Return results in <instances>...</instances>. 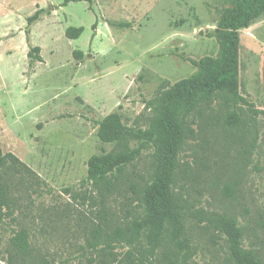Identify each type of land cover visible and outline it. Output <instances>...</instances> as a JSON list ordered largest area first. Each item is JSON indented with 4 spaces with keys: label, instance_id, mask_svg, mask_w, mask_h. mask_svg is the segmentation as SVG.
Instances as JSON below:
<instances>
[{
    "label": "rangeland",
    "instance_id": "1",
    "mask_svg": "<svg viewBox=\"0 0 264 264\" xmlns=\"http://www.w3.org/2000/svg\"><path fill=\"white\" fill-rule=\"evenodd\" d=\"M64 1L0 0V149L30 169L0 171L12 203L0 222V264H117L125 256L128 247L107 253L88 241L98 226L112 231L141 216L138 186L150 180L154 148L127 166L128 178L102 199L86 183L90 158L114 149L101 142L98 123L117 112L127 127L146 129L154 116L148 103L194 75L192 60L217 56L219 19L232 4ZM69 27L84 32L69 39ZM240 39L241 94L264 111V15ZM239 109L238 129L224 126L234 109L219 102L190 117L196 135L181 151L176 193L189 213L192 264H232L225 237L190 217L197 212L234 219L243 248L264 260V115ZM22 230L28 256L12 247Z\"/></svg>",
    "mask_w": 264,
    "mask_h": 264
},
{
    "label": "trees",
    "instance_id": "2",
    "mask_svg": "<svg viewBox=\"0 0 264 264\" xmlns=\"http://www.w3.org/2000/svg\"><path fill=\"white\" fill-rule=\"evenodd\" d=\"M81 1L91 2L65 0L64 5ZM263 15L264 0H232L231 6L222 12L216 30L217 56L192 60V65L197 68L194 75L178 81L148 103L154 116L146 129L127 127L117 112L98 123L101 142L112 144L114 149L90 158L86 183L91 184L102 199L118 190L128 178L127 166L139 161L149 147L154 148V153L150 180L142 178L138 186L141 216L112 231L98 226L88 241L91 249L111 253L116 246L128 247L117 264H192L195 251L187 237L185 223L189 213H185L188 209L176 193L181 151L186 141L196 135L190 117L211 109L217 102L234 109L227 113L225 127L238 129L243 125L242 114L238 111L242 106L253 118L264 115V111L255 109L240 91V31ZM39 16L37 12L29 18V26ZM96 26L94 24V30ZM83 32V27H69L66 37L75 40ZM34 51L38 53L40 48H34ZM75 55L81 58L83 52L76 51ZM36 56L41 59L38 54ZM9 166L30 173L15 155L5 154L0 149V171ZM1 178L0 222L10 214L12 207L8 187ZM190 217L206 223L225 237L232 264H264L256 252L243 248V231L234 219L199 212L190 214ZM11 242L17 254L30 255L31 244L26 231H20ZM8 264H16V261L11 259ZM41 264L51 263L43 260Z\"/></svg>",
    "mask_w": 264,
    "mask_h": 264
}]
</instances>
